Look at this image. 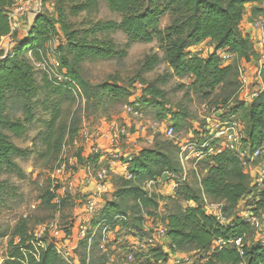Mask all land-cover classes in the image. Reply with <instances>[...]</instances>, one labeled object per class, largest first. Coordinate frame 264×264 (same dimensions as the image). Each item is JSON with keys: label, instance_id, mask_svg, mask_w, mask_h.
Returning <instances> with one entry per match:
<instances>
[{"label": "trees", "instance_id": "1", "mask_svg": "<svg viewBox=\"0 0 264 264\" xmlns=\"http://www.w3.org/2000/svg\"><path fill=\"white\" fill-rule=\"evenodd\" d=\"M18 1L0 0V45L5 37L15 39L11 50L2 54L0 59V177L14 174L17 179L23 180L25 172L18 161L27 159L32 150L18 146L14 139H21L27 134L29 126L36 122L39 110L49 113L50 118L42 122L45 131H40L33 143L41 140V145L46 149L60 153L63 142H72L78 134L77 128L59 125L62 102L74 96L73 89L78 90L79 95L91 102L93 107L99 106L106 95L115 99L127 95L126 90L116 82L92 85L82 76L86 62L123 59L127 56L126 50H120L112 39L103 35L120 31L126 36L128 45L157 41L163 56H147L142 72H152L164 63L171 70L163 78L164 83L171 78H190L193 82L189 89L196 95L209 98L217 89L231 84L232 78L237 77L236 66H223L218 52L224 51L245 59L253 54V45L238 34L237 27L243 18L245 5L259 0H79L68 12L62 8L63 0H55L58 5L57 19L53 20L44 13L35 15L27 35L20 39L12 31L9 16V10ZM100 2H104L111 13L120 15L121 20L93 22L88 28L80 29H75L69 22V17L95 11ZM166 17L170 18V23L161 29V21ZM57 26L65 38L60 63L66 71L67 80L54 83L46 75L40 84L28 54L32 53L36 61L42 60L44 49ZM208 40L215 43L212 54L203 57L192 50ZM146 91L155 100L164 95L154 84L149 85ZM226 108L234 115L245 109L243 142L251 149L259 147L264 141V91L246 106L231 104ZM17 113L22 116L18 117ZM176 123L172 124L174 130ZM85 159L87 167L93 166V171L104 166L99 161V154ZM128 162L133 179H116L120 180V185L117 186L116 182L115 191H111L110 196L106 195L111 200L95 213L97 219L86 238L80 242L85 249L89 248L95 229L97 233L90 245L96 236L102 239L101 227L104 224L118 233H145L143 227L148 220L155 219L159 201L154 194L149 195L144 190V185L165 174H182L178 154L175 157L169 145L141 149ZM202 170L205 173L200 178L199 172ZM195 173L200 178L198 191L184 182L173 195L166 197L173 205L162 219L169 250L172 253H203L205 264H264V245L260 242L248 243L247 237L252 227L237 215V208L244 202V206L259 212L264 192L257 194L251 188L239 160L228 151L208 154ZM17 191L16 186L0 180V212ZM198 192L223 204L225 215L227 212L235 213L228 217L227 223L222 224L218 217L207 212ZM123 217L127 220H123ZM239 238L243 239L241 249L231 243ZM220 241L224 245L218 244ZM241 250L243 255L240 254ZM147 256L155 263L168 260V254L161 246H150ZM0 264L69 263L57 253L54 243H47L31 234L27 222L21 221L10 234L7 253ZM82 264H88L86 259Z\"/></svg>", "mask_w": 264, "mask_h": 264}, {"label": "rangeland", "instance_id": "2", "mask_svg": "<svg viewBox=\"0 0 264 264\" xmlns=\"http://www.w3.org/2000/svg\"><path fill=\"white\" fill-rule=\"evenodd\" d=\"M25 1L33 5L34 12L31 11V13L34 16L44 13L53 20L57 19L56 9L58 5L55 0ZM78 1L63 0L61 5L68 12L71 6ZM17 6L18 4L16 3L9 10V16L13 21H15L14 11L18 8ZM33 17L26 20L25 31L33 23ZM120 20L121 16L111 13L104 2H100L95 11L83 12L75 17H69V22L75 29L88 28L89 24L93 22H119ZM169 23L170 18H164L161 21L160 28L164 29ZM260 28H264V0L246 4L243 18L237 27L238 34L243 39H248L253 45V54L248 59H245L234 55L227 57L228 53L219 51L218 55L222 65L236 66L237 77L232 78L231 84H226L222 89H217L209 98L196 95L189 89L190 84L193 82L190 78H171L167 83H164L163 78L171 73L169 67L164 63L157 66L152 72H142L141 68L147 56L154 54L160 57L163 56L157 41L150 44L134 43L128 45L126 36L120 31L103 35L112 39L120 50H126L127 56L123 59L86 62L83 64L82 76L92 85L116 82L126 90L127 95L119 99L106 95L97 107H93L91 102L89 103L79 93L78 96L74 95L65 99L61 105L62 116L59 125L77 128L78 134L72 142L67 140L63 142L60 153H57L54 149H46L41 145V140H37L35 144L33 143L38 133L45 131V126L42 122L50 118L49 113L41 110L37 112V120L29 126L27 134L21 139H14L18 146L24 149L28 148L32 152L27 159L18 161L25 172L23 180L17 179L14 174L0 177V180H6L18 188L16 195L8 200L7 207L0 212V263L3 262L6 256L10 234L13 229L19 222L26 221L30 233L47 243L56 244V242H60V244H65L66 239H71V241L75 242L74 244L77 243L78 247L75 250L76 257L73 260V264H82L85 259L88 264H205L206 259L203 253L190 251L172 253L168 247V240L156 237L157 230L163 227L162 219L173 206L166 199L167 196L174 194L168 184L164 183L151 188L153 194L158 198L159 209L155 219L148 220L145 223L143 227L145 233L126 234L124 232L111 231L106 238L102 237L100 239L99 236H96L92 245H90V241L87 249L80 244L82 240L79 241L80 225L87 227L86 235H88L92 223L97 219L95 213L98 210L93 213L86 211L84 208L88 204L89 195H84L80 189L75 190L69 184L73 181L72 177L75 174H79L82 168L87 169L88 163L85 159L87 157L84 155V147L82 145L84 131L90 128L89 126L101 125L105 119L108 121L117 120L119 130L126 132L119 138L121 149L135 150L136 148L129 143V140L134 138L133 142L141 147L169 145L174 156L177 157L179 144L190 141L200 135L207 136L212 132V128L207 125L205 117L213 109L221 110V113L228 111L226 107L231 106V104L233 106L248 105L249 102L245 100V97L264 91V44L258 45ZM17 30L18 27L16 28ZM5 38H3L0 45V59L2 54H7L11 50L7 48V40ZM64 46L65 38L57 26L56 32L46 45L42 57L48 64L47 69H52L60 75L63 74L60 58L61 50ZM193 51L200 53L203 57H207L215 51V43L206 41L195 47ZM42 60L31 61L40 84L47 75L44 71ZM243 70L249 74V85L244 93L241 92L242 85L240 82ZM159 79L160 81L157 82ZM138 84H141L142 88L137 87ZM151 84H154L163 92V97L156 100L151 99L146 91ZM80 93L82 94L81 90ZM44 96L43 94V98ZM135 103L139 104L143 109L146 121H151L152 124L158 122L163 128H156L151 124L153 126L151 129L153 137L151 140H153V143L151 144L147 138L137 135L139 131L134 122L141 120L125 114V106ZM204 106L205 108H203ZM16 115L18 117L22 116L20 113ZM124 116H126L127 120H130L131 125L126 122ZM238 119L245 123V109H241L238 112ZM173 123L177 124L175 137L169 139L165 129ZM123 159H125L124 155ZM61 164L67 166V172L63 179H55L56 169ZM89 169L93 174V166ZM187 169L189 177L186 186L198 191L200 186L199 179L203 177L205 171L199 172V178L195 171L191 170V167L188 166ZM248 180L251 188H253L250 176H248ZM115 182H118L117 186L121 183L119 179L115 180ZM65 187L66 191H62ZM86 187L88 188L89 184ZM86 187L84 186V189ZM197 195L205 208L209 207L215 210L223 206L218 201L203 195L202 192H198ZM108 197L104 196L103 198L107 199ZM234 213L227 212L226 216L230 217ZM259 216L261 222L258 226L252 228L251 233L247 237L249 244L254 242L261 243L264 237V201L263 205L260 206ZM48 224H56L58 230L66 238L62 240L53 238L51 230L45 228ZM4 235L6 236L1 237ZM152 238L154 242L151 244L150 240ZM150 246L163 247L168 254V260L162 263H155L151 260L147 256ZM129 256H133L132 261H129Z\"/></svg>", "mask_w": 264, "mask_h": 264}, {"label": "built area", "instance_id": "3", "mask_svg": "<svg viewBox=\"0 0 264 264\" xmlns=\"http://www.w3.org/2000/svg\"><path fill=\"white\" fill-rule=\"evenodd\" d=\"M16 28L17 25L12 20V31H16ZM263 44L264 28H260L258 45ZM232 56V54H227V57ZM29 57L34 60L32 58V53H29ZM42 63L45 73L48 75L50 80L54 81V83H60L67 80L65 70L62 69L63 74L60 75L58 74V72H55L52 69H47L48 64L46 60L43 59ZM248 78L249 74L245 72V70H243L240 77L242 93L245 92L249 85ZM137 87L142 88V85L138 84ZM73 92L75 96H78V90L73 89ZM258 94L259 92L254 93L249 97H245V100L250 103L254 98L258 96ZM203 108H205V106ZM220 111L221 110L213 109L205 117L207 125L212 128V132L209 134V136L200 135L197 138H192L190 141L178 145V157L180 165L182 167V174L180 176L165 174L162 177L147 182L144 185V190L148 192L149 195L153 194V192L151 191L152 187H155L157 185H163L164 183L168 184L172 191L177 190L182 183L188 181V166L191 167V170L197 172L199 164L205 159L208 154H218L223 151L231 152L237 157L243 172L251 177L254 191L257 194H262L264 192V141L259 147L251 149L250 146L243 142L244 125L238 119V115L230 114V111L221 113ZM125 114L128 116H132L133 118L138 120L144 119V111L137 103L125 106ZM153 126L156 128L163 129L161 128V124L158 122H154ZM165 131L169 139H173L175 137V130L172 125H169L165 129ZM118 133L125 134L126 132L124 130H119ZM119 134L113 136V140H119V138L121 137ZM112 157L113 159L111 160L110 164H108L107 166H101L97 171H93V174H91L90 180L88 182V184L93 183L95 193L99 196H110L112 189L110 178L111 174L113 173L114 167L119 165V168H121L123 171L122 176L126 180L133 179V175L130 172V164L128 162V159L121 160L117 155L113 154ZM66 172L67 166L65 164H61L56 169L54 178L56 177L55 179L61 180L64 178L63 176H65ZM69 186L73 187L72 182L69 184ZM62 191H66V187L63 188ZM244 203L237 208V215L243 218L246 222H248L252 228L258 226L261 222L259 212L255 211L254 209H251L250 207L244 206ZM85 210L89 211L90 213H93L95 210H97L95 202L92 199L88 200V204ZM206 210L209 214L218 217L222 224L228 222V217L223 213V206L218 207L215 210L206 207ZM122 219L125 221L127 220V218L125 217H123ZM45 228H49L52 232L53 238L57 240H62L66 238V236H63L62 232L58 230V226L56 224H48ZM110 228V226L105 224L101 227V233L103 235V238H106L111 233ZM87 231L88 229L86 226L80 225L79 241L86 238ZM96 233L97 229L93 231L90 241H92ZM166 236L167 232L165 227H161L159 228V230H157V238L166 240ZM150 242L152 244L154 242V239L152 238ZM74 243L75 242L71 241V239H66L65 244H60V242H56L55 244L57 253L69 264H73V260L76 257L75 250L77 249L78 244ZM231 243L235 244L236 247L241 249L243 246V239L239 238ZM261 243L264 245V237L262 238ZM218 244L224 245V243H222L221 241L218 242ZM240 254L243 255L242 250ZM128 259L129 261H132L133 256H129ZM241 264L245 263L243 262Z\"/></svg>", "mask_w": 264, "mask_h": 264}, {"label": "crops", "instance_id": "4", "mask_svg": "<svg viewBox=\"0 0 264 264\" xmlns=\"http://www.w3.org/2000/svg\"><path fill=\"white\" fill-rule=\"evenodd\" d=\"M18 8L16 11H14L15 14V21H13L17 27L18 30L14 31L13 33L16 34L17 38L20 39L26 35L28 30L25 31V24L27 23L26 20L30 19L34 15L31 13L33 11V5L29 2H26L25 0H19L17 2ZM34 12V11H33ZM24 15H26L24 17ZM35 17V16H34ZM33 17V20H34ZM18 20V21H16ZM31 24V23H30ZM7 40V48L11 49L13 45L15 44V39H13L11 36H8L5 38ZM209 41V40H208ZM195 48V47H194ZM193 48V49H194ZM192 49V50H193ZM126 119V116H124ZM107 119L102 121L101 125H92L89 126L90 128L86 129L84 131V141L82 147H84V155L86 157H90L91 155L99 154L100 159L99 161L103 165L110 164L111 160L113 159V155H117L119 159H123V155L125 159H129L131 156L136 154L138 151L144 148H153V147H141L138 144H136L134 141V138H131L129 140V143L132 144L136 149L135 150H123L119 146V140H113V136L118 135L119 133V126L117 120L112 121H106ZM126 122L131 125L130 120L126 119ZM136 124V128L139 131L137 135H140L141 137L147 138L148 142L151 144L153 143V137H152V127L151 121H146L145 119L134 122ZM153 125V124H152ZM120 136L124 134H119ZM131 151V152H130ZM91 170L89 167L87 169L82 168L79 172V174H75L72 178V184L75 190L80 189L81 192H83L84 195H89L88 200L92 199L95 202L96 209H101L105 202L108 200H111V197H108L107 199H104V196H99L95 193L94 185L93 183L89 184V187L87 188L86 185L88 184L90 177H91ZM123 171L121 168H119V165L113 168V173L111 174V191H115L116 189V182L115 180L118 177L122 176ZM252 183V180H251ZM84 186L86 187L84 189ZM84 189V190H83ZM86 192V193H85ZM85 209V208H84Z\"/></svg>", "mask_w": 264, "mask_h": 264}]
</instances>
